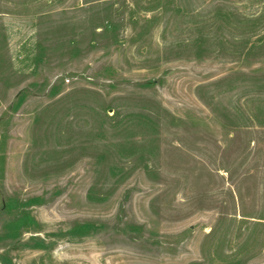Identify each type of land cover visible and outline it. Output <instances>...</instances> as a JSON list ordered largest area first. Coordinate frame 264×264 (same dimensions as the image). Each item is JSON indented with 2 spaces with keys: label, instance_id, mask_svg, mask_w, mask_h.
<instances>
[{
  "label": "rangeland",
  "instance_id": "obj_1",
  "mask_svg": "<svg viewBox=\"0 0 264 264\" xmlns=\"http://www.w3.org/2000/svg\"><path fill=\"white\" fill-rule=\"evenodd\" d=\"M0 264H264V0H0Z\"/></svg>",
  "mask_w": 264,
  "mask_h": 264
}]
</instances>
